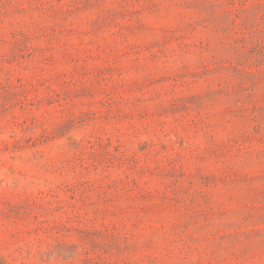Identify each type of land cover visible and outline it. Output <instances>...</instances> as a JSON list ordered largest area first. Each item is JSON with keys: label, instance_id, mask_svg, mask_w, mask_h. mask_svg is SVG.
Listing matches in <instances>:
<instances>
[{"label": "rangeland", "instance_id": "rangeland-1", "mask_svg": "<svg viewBox=\"0 0 264 264\" xmlns=\"http://www.w3.org/2000/svg\"><path fill=\"white\" fill-rule=\"evenodd\" d=\"M0 264H264V0H0Z\"/></svg>", "mask_w": 264, "mask_h": 264}]
</instances>
